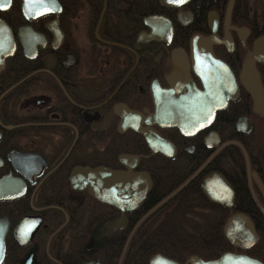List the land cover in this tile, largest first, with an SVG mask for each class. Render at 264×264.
Returning a JSON list of instances; mask_svg holds the SVG:
<instances>
[{"label": "flooded vegetation", "instance_id": "1", "mask_svg": "<svg viewBox=\"0 0 264 264\" xmlns=\"http://www.w3.org/2000/svg\"><path fill=\"white\" fill-rule=\"evenodd\" d=\"M56 1L0 8V264H264V0Z\"/></svg>", "mask_w": 264, "mask_h": 264}, {"label": "water", "instance_id": "2", "mask_svg": "<svg viewBox=\"0 0 264 264\" xmlns=\"http://www.w3.org/2000/svg\"><path fill=\"white\" fill-rule=\"evenodd\" d=\"M163 3L168 5H179L182 3L183 0H180V2H176V0H162ZM9 0H0V5H6V6H0L1 9H4L8 6ZM57 4L56 0H21V11L26 19H30L34 15L45 13L46 11H51L50 9H54V5ZM146 23L148 26H151V31L146 34L147 39L156 38L159 34V30L155 28L154 26L159 25V27L164 28V25H168L164 18L159 16H148L146 17ZM170 25H168V29L170 31ZM165 29V28H164ZM28 28L26 26L18 27L17 28V35L19 37V40L21 44L23 45V49L25 51L26 48H28V44L26 41L27 33L26 31ZM162 31V30H161ZM195 38V36L193 37ZM15 46V42L13 40L12 32L10 27L7 25V23L0 19V62L2 60V57L12 53ZM26 53V52H25ZM178 64V63H177ZM205 186V185H204ZM245 225H239L237 224V220L235 217H232L228 223L226 224V232H240L242 228H244ZM232 239V238H231ZM231 241L234 242L232 239ZM20 243H24L23 241H20ZM3 250L1 251L0 260L2 259ZM32 252H30L24 260L21 262V264H29L31 258H32ZM226 257V264H241L242 263V257L240 259H235L233 256L225 255ZM222 262V259H217L214 261H200V264H220ZM249 262V261H248Z\"/></svg>", "mask_w": 264, "mask_h": 264}, {"label": "snow or ice", "instance_id": "3", "mask_svg": "<svg viewBox=\"0 0 264 264\" xmlns=\"http://www.w3.org/2000/svg\"><path fill=\"white\" fill-rule=\"evenodd\" d=\"M176 2H180V0H176ZM0 6H6V5H0Z\"/></svg>", "mask_w": 264, "mask_h": 264}]
</instances>
